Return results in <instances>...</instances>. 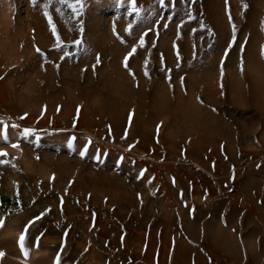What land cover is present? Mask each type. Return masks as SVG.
Instances as JSON below:
<instances>
[{"label": "rangeland", "instance_id": "374dc122", "mask_svg": "<svg viewBox=\"0 0 264 264\" xmlns=\"http://www.w3.org/2000/svg\"><path fill=\"white\" fill-rule=\"evenodd\" d=\"M0 152V264H264V0H0Z\"/></svg>", "mask_w": 264, "mask_h": 264}, {"label": "snow or ice", "instance_id": "6c2138e0", "mask_svg": "<svg viewBox=\"0 0 264 264\" xmlns=\"http://www.w3.org/2000/svg\"><path fill=\"white\" fill-rule=\"evenodd\" d=\"M61 2H63V0H61ZM78 2H79V0H78ZM161 2H163V0H161ZM32 3H33V5H35V4L37 3V0H32ZM133 3H134V0H133ZM45 7H47V5H45ZM69 7H74V6H73V5H69ZM45 15L47 16L48 13L46 12ZM49 19H50V17H49ZM54 34H55V32H54ZM58 39H59V38H58ZM76 43H79V41H77ZM37 51H39V49H37ZM29 132H30V130H25L24 134L27 135ZM4 138H5V139L7 138L6 131H5V134H4ZM13 147H18V145H13ZM2 155H6V153L0 152V156H2ZM81 155H83V153H81ZM2 226H3V222L0 221V227H2ZM23 240H24V236L21 235V237H20L21 248H22V251H25V255H26L27 252H26V250L23 248ZM2 255H3V253H0V256H2Z\"/></svg>", "mask_w": 264, "mask_h": 264}]
</instances>
